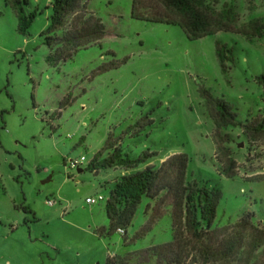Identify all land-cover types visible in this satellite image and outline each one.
<instances>
[{
  "label": "rangeland",
  "instance_id": "1",
  "mask_svg": "<svg viewBox=\"0 0 264 264\" xmlns=\"http://www.w3.org/2000/svg\"><path fill=\"white\" fill-rule=\"evenodd\" d=\"M26 1L25 13L35 15L21 34L13 7L0 0V264H108L110 254L171 240V198L142 236L135 237L151 214L148 197L126 228L127 243L117 231L96 234L108 226L109 179L119 168L95 172L86 165L108 140L132 158L155 151L149 165L185 153L186 178L221 192L212 228L244 212L264 227V180L256 179L264 176V88L257 78L264 76V37L221 30L189 39L178 25L135 17L132 0H81L79 29L103 36L65 57L41 35L52 0ZM203 1L215 10L231 6L240 22H264V0ZM153 4L146 0L148 14L160 10ZM216 43L229 49L223 66ZM201 89L236 113V125L219 129L229 136L223 145L235 162L232 177L216 159ZM244 124L253 128L246 132ZM98 194L104 198L85 202ZM130 264L156 259L133 257Z\"/></svg>",
  "mask_w": 264,
  "mask_h": 264
},
{
  "label": "trees",
  "instance_id": "2",
  "mask_svg": "<svg viewBox=\"0 0 264 264\" xmlns=\"http://www.w3.org/2000/svg\"><path fill=\"white\" fill-rule=\"evenodd\" d=\"M7 2L16 13L17 31L25 34L34 18V11L25 13L22 4L26 0ZM80 5L81 0H52L48 24L41 31L44 43L58 45L65 57L80 47L98 42L103 36L99 29L92 28L86 32L79 29L85 15L79 13ZM153 5L155 9L159 6L160 10L148 14L152 6H146V0H132L131 12L140 19L178 25L189 39L221 30L234 31L248 38L264 37L263 21L253 18L240 22L233 8L227 4L221 10H215L203 0H154ZM216 44L215 53L223 66L229 49ZM257 78L264 88V76ZM200 94L215 126L212 139L218 149L216 159L223 173L232 177L236 174L235 162L230 149L223 145L229 136L221 134L219 129L236 125V113L223 99L212 96L206 89H201ZM242 127L246 132L253 128L251 124ZM155 154V151H143L132 158L122 153L119 145L108 140L86 165V169L95 172L115 167L126 170L115 178L109 190L104 206L109 222L108 226L96 227L99 237H109L121 228L123 233H118L127 243L126 228L141 199L148 197L151 202L146 204L145 212L151 210V214L135 237L144 235L163 214L166 199L171 198V240L139 252L110 254L106 263L130 264L133 257H154L156 264H264V227L254 222L252 214L241 213L235 223L212 228L216 203L221 197L219 188L186 178L188 159L185 153H173L158 165H149ZM256 179L264 180V176Z\"/></svg>",
  "mask_w": 264,
  "mask_h": 264
},
{
  "label": "built area",
  "instance_id": "3",
  "mask_svg": "<svg viewBox=\"0 0 264 264\" xmlns=\"http://www.w3.org/2000/svg\"><path fill=\"white\" fill-rule=\"evenodd\" d=\"M83 160H84L83 156H80V158L78 160L70 159L68 165H69L70 168L77 167V166H79L81 164V162ZM103 198L104 197L101 194H98L95 197H86L85 198V202H87L88 204H92V203L96 202L97 200H101ZM47 203L49 205H53L54 202L52 200H47ZM123 231L124 230L121 229V228L118 229V232H120V233H123Z\"/></svg>",
  "mask_w": 264,
  "mask_h": 264
},
{
  "label": "crops",
  "instance_id": "4",
  "mask_svg": "<svg viewBox=\"0 0 264 264\" xmlns=\"http://www.w3.org/2000/svg\"><path fill=\"white\" fill-rule=\"evenodd\" d=\"M163 159H164V158H160L159 161L161 162V161H163ZM77 167H78V166H77ZM115 168H117V167H115ZM118 168H119V167H118ZM78 170L81 171L80 168H78ZM118 172H119V173H118L117 175H115L116 173H114V176H113V177H111V175H110L111 178H110L109 180H110L111 183L115 180V178H116L119 174H122V173L126 172V170H124V169H122V168H119V171H118ZM105 181H107V179H105ZM105 181H104V182H105ZM111 186H112V184H111ZM110 188H111V187H110ZM86 197H89V196H86Z\"/></svg>",
  "mask_w": 264,
  "mask_h": 264
}]
</instances>
